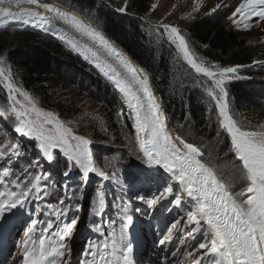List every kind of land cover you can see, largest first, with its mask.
Listing matches in <instances>:
<instances>
[{
    "label": "snow or ice",
    "instance_id": "6c2138e0",
    "mask_svg": "<svg viewBox=\"0 0 264 264\" xmlns=\"http://www.w3.org/2000/svg\"><path fill=\"white\" fill-rule=\"evenodd\" d=\"M4 2L0 0V3ZM25 2L43 7L54 13V17L26 8L12 11L0 7V25L22 22L57 35L94 64L122 95V103L129 109L127 119L133 121L135 146L150 168L159 173L158 177H150L157 179L158 183L157 192L146 201L149 208L159 204L160 209L169 210V205L177 209L191 205L186 216L173 219L158 239L159 251L165 253L161 264H264V126L259 130H245L230 109L227 83L239 78L240 66L222 67L205 61L192 50L178 27L163 23L156 26L162 30L160 38H166L175 47L178 58H182L197 74L194 77L197 83L201 78L211 81L210 86H204L210 98L208 103L214 102L218 127L230 138V151L238 161L235 166L245 181L239 191H233L217 170L202 160L205 153L201 147L167 131L163 110L143 69L135 67L104 35L76 15L48 4L41 5L38 0ZM151 7L155 10L157 6L153 4ZM219 7L221 5L212 11ZM126 8L125 4L115 11L123 13ZM253 17L257 18V23L264 21V0H242L228 19L234 26L246 30L252 26ZM53 18L70 26L85 42L81 43L76 36L69 37L67 31L56 28ZM0 83L7 91L6 107L0 108V118H14V131L34 140L51 168L57 170L66 166L67 170L61 173L65 178L77 169L83 181L91 174L105 181L116 180L114 172L110 175L97 166L90 138L75 134L69 126L71 121H61L55 113L38 107L33 97L15 85L10 70L4 66L3 56H0ZM117 115L123 118V109ZM20 155L18 146L0 150V159L5 156L8 159L12 156L19 158ZM111 159L115 161L117 157ZM32 167H38V164L24 168L22 175L25 179L17 176L6 180L12 175L11 169L0 166V188L3 189L0 190V218L7 219L6 213L15 215L19 209H29L30 201L35 203L49 195L48 185L43 182L51 180L52 172L42 170L33 174L29 171ZM52 186H57L55 181ZM62 187L66 194L70 185L64 183ZM106 207V194L98 189L92 212L103 217ZM82 209L83 205L77 202L75 213ZM70 211L73 209L65 207L64 198L58 205L31 208L22 229V238L16 245L19 249L17 264H71L66 253L70 256L72 252L71 241L74 229L78 231L80 217H69ZM41 216L49 218L40 219ZM132 222L133 217L126 212L121 216L118 260H111L112 252L107 241L99 244L89 241L83 250V264H132L130 254L134 251V241L128 234V226ZM94 230L103 234L100 226ZM170 244L177 246L169 247ZM116 246L117 241L113 240V249Z\"/></svg>",
    "mask_w": 264,
    "mask_h": 264
},
{
    "label": "trees",
    "instance_id": "16d2710c",
    "mask_svg": "<svg viewBox=\"0 0 264 264\" xmlns=\"http://www.w3.org/2000/svg\"><path fill=\"white\" fill-rule=\"evenodd\" d=\"M56 1L83 14L144 69L153 81L170 124L177 130L176 135L197 146L214 141L218 131L210 107L203 101L204 86H210L211 81L201 78L198 84L194 70L178 58L175 47L166 38H160L162 30L149 31L150 25L143 21L149 10L146 0L132 1L123 13L115 11L117 5L105 0ZM228 15L227 9L212 11L198 17L182 34L203 60L222 67L240 66L239 78L227 83L235 107L260 106L255 101L258 95L253 87L264 83V39L254 41L237 32L227 20ZM18 26L11 36H8L9 29L0 27V56H5L14 67L21 86L37 104L64 120L83 107L94 115L88 126L91 136H87L92 144L115 150L131 143L136 149L126 107L94 64L64 41ZM183 71L194 76L184 75ZM181 77L185 78L182 82ZM121 109L123 118L117 115ZM262 111L255 107L251 114L258 117L264 114ZM184 128L191 129L193 135L185 137ZM112 215L115 224L118 214ZM97 226L100 225L94 229Z\"/></svg>",
    "mask_w": 264,
    "mask_h": 264
},
{
    "label": "rangeland",
    "instance_id": "374dc122",
    "mask_svg": "<svg viewBox=\"0 0 264 264\" xmlns=\"http://www.w3.org/2000/svg\"><path fill=\"white\" fill-rule=\"evenodd\" d=\"M105 1H109L111 4L117 5L115 6L116 8L123 7L126 4L127 11L129 5L134 0ZM146 1L149 4V10L147 15L143 18V21H146L148 25H150L149 31L151 32H157L155 30L157 29L156 26L161 23L174 25L178 27L181 32L183 29L187 30L198 17L212 12V9L217 5H221V7L218 8L220 10L227 9L229 17L235 7H238L239 3L242 2V0ZM38 3L41 5L48 4L53 8L68 12L63 10V8L59 5L62 3H59L56 0H38ZM21 4H26L25 0H20L19 3H17V0H5L4 3H0V7L14 8L20 6ZM153 4L157 6L155 10L151 7ZM41 9L45 10L50 17H54V13L49 12L43 7H41ZM69 13L76 16L81 14L77 11ZM81 15V20L85 23L91 24L92 27L95 28L94 24L90 20L86 19L83 14ZM256 21L257 18L253 17L252 26L246 30L242 27L234 26L232 23L231 25H233L234 29L243 36L257 41L264 39V21H259L258 23ZM52 23L56 28L67 31L69 37L76 36L81 43L85 42L84 39L80 38L78 34L70 28V26L64 24L61 20L53 18ZM18 25H24L27 29L45 32L41 27H33V25H26L22 22L16 21L0 25V27L2 29H9L10 31H8V36H11V34H14V31L19 28ZM45 33L52 34L51 32ZM53 36L58 38L57 35ZM3 58L4 66L10 70L15 85L27 92L21 86L14 67L9 63L5 56H3ZM113 62L115 63L114 60ZM183 74L189 75L192 73L183 71ZM101 75L103 74L101 73ZM192 76L194 75L192 74ZM103 78L113 86V92L122 102L123 97L115 89L114 84L104 75ZM183 79L185 78L181 77V82ZM253 89L258 95L255 97V101L258 102L260 106H257V104H252L251 106L244 104L241 108L235 107L234 98L228 91L231 111L235 114L236 118L240 120L245 130L249 131L259 130L260 127L264 126V114L258 117H256L255 114H251L253 108L255 107L264 109V83L259 82L253 87ZM28 94L33 97L30 93ZM209 100L210 98L207 97L205 93L203 101L211 109L212 121L214 122L219 135H217L213 142L207 143L204 146H199L205 153L202 160L206 163H210L214 169L217 170L219 173L218 175L232 186L233 191H239L240 187L245 184V181L241 178V174L235 166L238 161L235 160L233 153L230 151V138L227 133L219 129L214 102L210 104L208 103ZM6 101L7 91L4 89L3 84L0 83V108L6 107ZM124 106L126 107V115L128 116L129 110L126 104H124ZM38 107H40V105H38ZM246 107L252 108V110H247ZM42 109L48 111L44 108ZM262 113L264 112L262 111ZM56 116L58 117L57 114ZM90 117L94 118V115L86 112L85 108L80 107V109L75 110L74 115L70 119L64 120L60 117L58 118L64 122L71 121L69 126L73 129L75 134L85 137L89 135L90 137L91 132L88 130V126L91 125ZM128 120H130L131 124L133 123L131 119ZM14 123V118L10 116L0 118V150L7 151L11 146H18L21 153L19 158L12 156L11 159H8V157L5 156L3 159H0V166L9 167L12 172V175L9 178H6V180L16 179L17 176H20L21 180L25 179L22 173L24 168L28 167L30 164H38V167H32L29 169L31 173L36 174L43 170L45 172H52V177L51 180L43 182L48 185L47 190L49 195L47 197H41V200L36 201L35 203L30 201L29 209H19L15 212V215L12 213H6L5 216L7 219L0 218V226H2V228H0V264H17L19 259V249L16 245L22 238V229L25 221L28 220L29 210L31 208H47L49 205H58L61 198L65 199L66 208L71 207L73 209V211L68 213V216L71 217L72 215H78L80 217L78 231L74 229V237L73 241H71L72 252L70 256L66 253V257L71 260V264H83V257H85L83 250L87 247L89 241L97 244L107 241L109 244V251L112 252L111 260H118L120 222L121 216L125 212L133 217L132 224L128 226L129 238L134 241V251L130 254L132 264H161L165 253L159 251V245L157 244L158 239L161 238V234L165 232L166 227L173 219H179L186 216V213L188 209L191 208V205H186L183 209H177L172 205H169L168 208L170 211L160 209L159 204L149 208L146 201L153 198V194L157 192L158 183L157 179H150V177H158L159 173L155 170V168H150V166L146 163L145 158H143L142 153H139L137 146H135V149L131 143H126L125 146L118 147L115 150H108L102 146H100L102 147L100 148L95 144L91 145L94 159L97 161V166L107 171L110 175L114 172L116 175L115 181H105L95 174H91L86 181H83L80 171H77L76 169H73L70 176L65 178L61 173L62 171L67 170L66 166L57 170L51 168L48 162L43 158V154L38 148L36 142L14 131ZM168 125L169 127L167 128V131L175 137L177 133L176 128L170 124V121L168 122ZM183 132L185 137L193 135L192 130L189 128H184ZM133 137L135 141L134 129ZM113 156H116L117 160L113 161L111 159ZM0 170H2V168H0ZM53 181L56 182L57 186H52ZM140 181L143 183H139ZM64 183L70 185L66 194L62 187ZM98 189L106 194L107 207L103 217L95 216L92 212V206L96 203V192ZM0 190L3 189L0 188ZM138 190L140 191L139 195H136ZM140 197H143V199ZM77 202L83 205V209L79 213H75L74 211L75 204ZM121 207L123 208V211H121ZM136 209H140L142 211H136ZM158 209L160 210L158 211ZM109 210L111 212H109ZM161 211L163 212V215L160 214ZM113 213L118 214V220L115 222V224H118L117 228L114 227V218H112ZM144 213H147V215H144ZM165 217L167 219H165ZM48 218L49 217L47 216L40 217V219ZM182 222L184 221L182 220ZM96 225H100L102 227L103 234L94 230ZM113 240L117 241L115 249L112 247ZM175 246L177 245H169V247Z\"/></svg>",
    "mask_w": 264,
    "mask_h": 264
},
{
    "label": "water",
    "instance_id": "95a60500",
    "mask_svg": "<svg viewBox=\"0 0 264 264\" xmlns=\"http://www.w3.org/2000/svg\"><path fill=\"white\" fill-rule=\"evenodd\" d=\"M87 19V18H86ZM95 26V28H96V30L97 31H99L102 35H104L105 36V38L106 39H108L120 52H122L131 62H133V63H135L138 67H139V69H143L125 50H123L122 48H121V46H119L118 44H116L101 28H99L98 26H96V25H94ZM39 32H41V33H43V34H46V35H49V36H53L52 34H50V33H45V32H42V31H40L39 30ZM54 37V36H53ZM259 63V61H255V63ZM240 68V67H239ZM144 70V69H143ZM145 72V71H144ZM149 82H150V86H151V90H152V92H153V94H154V96H155V98H157L158 100H159V103H160V105H162L161 104V101H160V99H159V96H158V94H157V92H156V89H155V86H154V84H153V81L151 80V78L149 77ZM129 110V109H128ZM164 120H166L167 122H169L168 121V119H167V116H165L164 117Z\"/></svg>",
    "mask_w": 264,
    "mask_h": 264
},
{
    "label": "bare ground",
    "instance_id": "6f19581e",
    "mask_svg": "<svg viewBox=\"0 0 264 264\" xmlns=\"http://www.w3.org/2000/svg\"><path fill=\"white\" fill-rule=\"evenodd\" d=\"M62 8H63V10H65V11H68V12H72V11H75V10H72V9H70V8H68V7H66V6H64V5H62V4H59ZM7 8H9L10 10H12V11H20L21 9H31V10H33V11H39L40 13H41V15H43V16H49L47 13H46V11L45 10H42L41 9V7H37L36 5H31V4H28V3H26V4H21L20 6H18V7H16V8H10V7H7ZM79 13V12H78ZM81 15V14H80ZM80 15H77V17L78 18H82ZM50 17V16H49ZM174 26V25H173ZM34 27V26H33ZM181 34H182V32H181ZM132 64L135 66V67H137L138 69H139V67L135 64V63H133L132 62ZM156 100H157V102H158V104L160 105V103H159V100L156 98ZM127 106V105H126ZM160 107H161V109L163 110V113H164V117L165 116H167L166 115V113H165V110H164V108H163V106L162 105H160ZM163 117V118H164ZM168 119V118H167ZM169 121V120H168ZM165 122H166V124H167V128L169 127V125H168V122L165 120Z\"/></svg>",
    "mask_w": 264,
    "mask_h": 264
},
{
    "label": "built area",
    "instance_id": "2783aa9c",
    "mask_svg": "<svg viewBox=\"0 0 264 264\" xmlns=\"http://www.w3.org/2000/svg\"><path fill=\"white\" fill-rule=\"evenodd\" d=\"M14 8H16V7H14Z\"/></svg>",
    "mask_w": 264,
    "mask_h": 264
}]
</instances>
